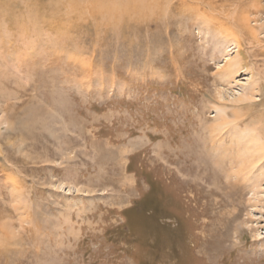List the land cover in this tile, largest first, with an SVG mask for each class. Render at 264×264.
<instances>
[{
  "label": "rangeland",
  "instance_id": "obj_1",
  "mask_svg": "<svg viewBox=\"0 0 264 264\" xmlns=\"http://www.w3.org/2000/svg\"><path fill=\"white\" fill-rule=\"evenodd\" d=\"M213 4L0 0V264H264V0Z\"/></svg>",
  "mask_w": 264,
  "mask_h": 264
},
{
  "label": "bare ground",
  "instance_id": "obj_2",
  "mask_svg": "<svg viewBox=\"0 0 264 264\" xmlns=\"http://www.w3.org/2000/svg\"><path fill=\"white\" fill-rule=\"evenodd\" d=\"M121 1H124V0H121ZM218 0H181V2H182V9H187V8H189V10L190 11H193V12H199L201 9H202V7H206L207 9H209V10H215L216 9V7L218 8V5H214L213 3L215 2H217ZM235 1H237V0H235ZM227 2V1H226ZM133 3V5H135V3L134 2H132ZM238 3V2H237ZM158 4V3H157ZM239 4V3H238ZM122 7H125V10L126 11H128L129 9H128V5H122V2H121V4H120ZM143 5V4H142ZM221 5V4H220ZM146 6V5H145ZM168 7H169V9H170V7L172 8V6L171 5H169L168 4ZM220 7V6H219ZM229 7V6H228ZM235 7L236 8H238L239 7V9H240V14L238 15V16H235L233 19H232V17H231V19H232V21H231V24H229V25H227L226 26V24L225 23H219V22H217V21H215V22H217L219 25H220V30H223L227 35L229 34H233L234 32H236L237 30L239 31H245L248 35H250V37H252V39L254 40V39H257L256 38V36L252 33V30H249L248 29V27H247V23L249 22L248 21V19H247V17L244 15V11H243V9H242V7L241 6H238L237 7V5H235ZM137 9V7H136V5H135V7L133 6L132 7V9L133 10H136ZM142 9V8H141ZM108 10H110V8H108ZM216 11H220L219 9H217ZM135 12V11H134ZM170 12V11H169ZM203 12V11H202ZM206 12V11H205ZM217 13H219V12H217ZM221 13V12H220ZM172 14V13H171ZM178 15V14H177ZM213 15H215V14H213ZM219 15V14H218ZM224 16H225V14H224ZM203 17V16H202ZM210 16H208V18H209ZM213 17V16H212ZM207 18V19H208ZM227 19V18H226ZM210 20H211V18H210ZM207 21V20H206ZM205 21V22H206ZM220 21V20H219ZM223 21V20H222ZM228 21V20H227ZM203 22V21H202ZM208 22H210V21H208ZM172 24V23H171ZM237 29V30H236ZM233 30H235V31H233ZM174 34V33H173ZM242 35V34H241ZM233 38V37H232ZM252 40V41H253ZM235 41V40H234ZM231 62V61H230ZM232 67L231 68V71L230 72H226V78L228 77V78H232V76H234L235 75V72H236V69H237V66H238V63L237 62H234V64H232V65H228V67ZM240 69V68H239ZM230 70V69H229ZM237 74V73H236ZM247 98V97H246ZM246 102V101H245ZM220 112V111H219ZM227 117L228 116H226L225 114H223L222 116H220L219 117V123H220V125H214L211 129H210V134L212 135V134H216V132L219 134V135H221L220 136V138H212L214 141H216V142H219V145H216L215 147V149H218L220 146H221V144L223 145V144H225V139H223V137H224V130L227 128V121H226V119H227ZM238 118H239V115L237 116ZM241 117V116H240ZM243 121V120H242ZM235 126V125H234ZM209 132V131H208ZM229 132V131H228ZM223 135V136H222ZM209 136V135H208ZM211 138V137H210ZM216 139V140H215ZM205 142V141H204ZM210 142V141H209ZM208 142V143H209ZM211 142L212 143H214L212 140H211ZM210 142V143H211ZM211 143V144H212ZM232 143V142H231ZM253 143H256V145H259L260 144V140H259V138L258 139H255V138H253ZM241 145V144H240ZM202 147V146H201ZM218 147V148H217ZM230 147V146H229ZM203 148V147H202ZM213 149H214V147H213ZM233 149V148H232ZM240 149V148H239ZM210 151V150H209ZM233 151V150H232ZM229 154V153H228ZM206 155H208V154H206ZM230 155V154H229ZM208 156H210V155H208ZM221 159H223V158H221ZM233 160V159H232ZM250 160V159H249ZM228 161V160H227ZM228 163V162H227ZM227 165V164H226ZM229 165H230V163H229ZM203 169V168H202ZM218 173V172H217ZM220 174V173H219ZM223 174V173H222ZM225 174V173H224ZM226 174H228V172L226 173ZM204 174H202V176H203ZM229 175V174H228ZM205 176V175H204ZM223 176H225V175H223ZM228 177H230V176H228ZM228 177H225V178H228ZM218 180H216V182H217ZM222 183H224L223 181H222ZM226 183V182H225ZM227 184V183H226ZM226 186V185H225ZM222 189V188H221ZM214 190V189H213ZM212 193V192H211ZM218 195V194H217ZM216 195V196H217ZM221 197V196H220ZM228 199V198H227ZM232 199V198H231ZM223 201V200H222ZM227 202V201H226ZM221 203V202H220ZM214 204V203H213ZM228 204V203H227ZM222 207H224V206H222ZM220 208V207H219ZM227 208V207H226ZM232 208V207H231ZM224 210H225V208H224ZM232 211V210H231ZM233 216V215H232ZM226 217V216H225ZM228 217V216H227ZM227 219H229V218H227ZM231 220V219H230ZM227 222V221H226ZM228 223H230V222H228ZM227 225V224H226ZM228 226V225H227ZM230 226V225H229Z\"/></svg>",
  "mask_w": 264,
  "mask_h": 264
}]
</instances>
